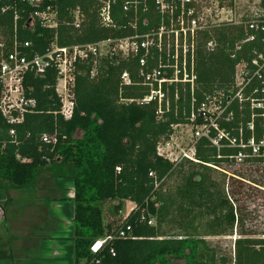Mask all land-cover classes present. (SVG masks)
Instances as JSON below:
<instances>
[{
    "label": "trees",
    "instance_id": "1",
    "mask_svg": "<svg viewBox=\"0 0 264 264\" xmlns=\"http://www.w3.org/2000/svg\"><path fill=\"white\" fill-rule=\"evenodd\" d=\"M6 0H0V41L7 46L13 42L14 14L2 12ZM60 24L56 30L36 27L33 31L19 21L18 43L30 42L26 52L29 56L44 55L52 43L61 47L91 44L132 33L128 18L120 9H115L114 19L122 29H105L98 23L95 0H60ZM264 9V0H261ZM80 6L87 15L81 32L70 26L67 13ZM146 25L140 23L141 33L149 32L158 25L153 19L154 2L147 0ZM258 29L250 30L249 20L239 25L224 24L203 32L197 51V86L171 87L168 90L170 106L164 120L158 116L157 105H138L127 100L142 99L148 89L139 84L137 61L118 60L110 64L103 60L99 74L91 78V63H78L75 70L73 117L65 120L60 115L61 101L55 87L57 71L51 68L44 76L28 74L24 81L26 94L36 100V107L27 112L24 121L9 125L0 115V188H32L42 169H48L54 177L70 178L74 185L75 264H170L169 259L185 264H218L217 253L198 234L184 232V224L202 212L210 218L216 230L214 235L226 236L236 229L232 264H264V233L244 230L245 218L241 201L253 198L254 192L264 191V181L252 178L249 173L256 166H264V158L247 160L244 170L229 176V193L220 188L210 176L211 172H227L233 165L227 156L235 150L225 149L218 157L215 148L201 139L197 146L199 164H189L191 173L184 175L174 191V213L183 233L168 235L157 225H150L158 218L162 206L160 193L164 183L176 170L171 162L158 157V143L171 132L173 125H188L192 111L206 97L220 94L233 96L235 66L241 61L250 62L255 53L264 55V17L257 20ZM126 27L127 29L125 30ZM124 33V34H123ZM255 36V40L242 43ZM215 47L208 50L206 44ZM240 45V46H239ZM240 47V49H238ZM128 71L133 84L125 85L121 74ZM259 90L255 93V90ZM1 90V88H0ZM258 81L245 91V101L233 100L227 113L233 114L229 123L221 122L236 134L253 122L255 136H264V113L251 109V99L261 98ZM195 100V102H193ZM254 115V118H253ZM202 123L197 118L195 124ZM15 135L11 136V130ZM82 133L76 138V133ZM55 135L56 143H44L43 136ZM183 167V166H181ZM218 168V169H216ZM158 185V186H157ZM109 201H118L116 214L122 204L130 201L135 208L118 226L105 225L101 206ZM130 227V231L127 228ZM126 233L122 238L120 233ZM110 238L98 254H92L90 246L97 239ZM222 264L228 260L222 258Z\"/></svg>",
    "mask_w": 264,
    "mask_h": 264
},
{
    "label": "built area",
    "instance_id": "2",
    "mask_svg": "<svg viewBox=\"0 0 264 264\" xmlns=\"http://www.w3.org/2000/svg\"><path fill=\"white\" fill-rule=\"evenodd\" d=\"M59 1L5 2L2 12H13L14 28L13 42L10 46L0 41V115L9 125L21 124L26 113L36 107V100L27 96L24 87L28 74L41 77L49 69H56L55 91L61 101L60 115L65 120H70L75 109L73 88L76 65L91 63L90 75L91 78H95L99 74L103 60H108L112 65L118 60L137 61L139 84L147 88L148 93L142 99L124 102H136L142 106L154 103L157 105L159 119L164 120L170 106L169 88L189 87L193 92L197 86L196 57L199 46L203 43V32L215 26L233 23L232 18L221 17L226 9L220 5L215 10L213 20L212 14L207 15L204 11L202 6L204 0H153V19L157 20L158 25L149 32L141 33L138 25L140 23L146 25L149 22L148 18H143L148 12L147 0H95L98 23L102 28L122 29L121 26H117L114 19L115 9H120L128 18V26L133 32L91 44L61 47L57 43H52L44 55L29 56L26 51L30 49L31 43H18L19 21L24 18V26L31 31L36 27L56 30L60 24ZM67 13L71 20L70 26L81 32L87 21L86 13L80 6L71 8ZM249 28L257 30V22H249ZM254 40L253 35L242 43ZM214 47L213 42L206 44L208 50H213ZM121 80L125 85L133 84L128 71L122 72ZM253 81H258L261 86L262 97L251 99V109L264 110V55L255 53L250 62L241 61L235 66L234 95L206 97L197 110L192 111L190 124L171 126L169 135L157 145L158 157L175 166L183 163L199 164L197 146L201 139H205L216 149L219 158L222 157L223 150H235L234 154L227 156V160L232 164H242L253 158H264V136L256 138L253 122L247 126L249 135L245 134L243 128H239L238 132L233 134L220 125L221 122L232 121L233 114L227 113V109L233 100L240 103L245 101V91ZM258 92V89L255 90V93ZM259 115L264 117V113ZM197 118L202 120L199 125L195 124ZM185 129H190V136L183 139L179 135H182ZM10 135H15L14 129ZM42 140L44 143L57 142L55 135H44ZM150 225H153L152 221ZM127 231H130V227ZM120 236L124 238L126 233L121 232ZM109 239L93 242L90 246L91 253L98 254ZM96 264L100 262L97 261Z\"/></svg>",
    "mask_w": 264,
    "mask_h": 264
},
{
    "label": "crops",
    "instance_id": "3",
    "mask_svg": "<svg viewBox=\"0 0 264 264\" xmlns=\"http://www.w3.org/2000/svg\"><path fill=\"white\" fill-rule=\"evenodd\" d=\"M73 200L72 180L45 168L32 188H0V264H75Z\"/></svg>",
    "mask_w": 264,
    "mask_h": 264
},
{
    "label": "rangeland",
    "instance_id": "4",
    "mask_svg": "<svg viewBox=\"0 0 264 264\" xmlns=\"http://www.w3.org/2000/svg\"><path fill=\"white\" fill-rule=\"evenodd\" d=\"M261 0H204L202 6L206 14H212V19L215 20V10L220 5L225 7V12L222 14L224 18H232L233 23H225L236 25V23L241 24L244 20H249V22H257L259 18L264 17V9L261 8ZM212 20V21H213ZM215 22V21H213ZM258 23V22H257ZM238 24V25H239ZM224 25V24H223ZM190 129H185L182 135L183 139L190 136ZM82 133L78 131L75 135L76 138H81ZM188 140V139H187ZM183 166V167H181ZM246 163L233 164L230 167H226L227 172L223 173L221 171L211 172L210 176L220 184V188L225 193H229L228 188L229 176L233 172H241L246 167ZM248 175L252 178L264 181V166H256L250 171ZM191 173V166L188 163H183L176 166L175 173L165 181L162 191L160 193V202L156 207L162 206L161 213L158 218H153V225H157L160 229L168 235H179L183 233L179 229V220L174 213V191L176 187L182 181L184 175ZM184 174V175H183ZM254 197L249 200L241 201V210L243 212V217L245 218V231L253 232L256 231L258 234L264 233V191L254 192ZM122 204V210L116 214L115 207L119 205L118 201H109L104 203L101 208L104 213V223L105 225L111 224L113 226H118L129 216L131 211L135 208V204L130 203V201H125ZM9 209V208H8ZM7 209V210H8ZM44 228V226H42ZM193 228H197L198 234L202 237L211 248H214L217 253V258L219 260L218 264H222L220 260L226 258L228 260L227 264H232L234 259V247L235 240L239 238L238 231L235 229L234 232L226 236L214 235L215 229L211 223L209 217L206 214L197 211L193 219L188 223L184 224V232L191 233ZM104 239V238H102ZM97 239L96 241L102 240ZM170 264H185L184 261L169 259ZM81 264H85L82 261Z\"/></svg>",
    "mask_w": 264,
    "mask_h": 264
}]
</instances>
